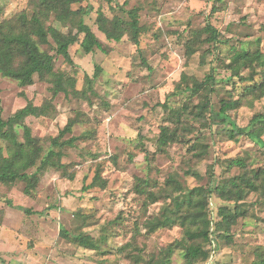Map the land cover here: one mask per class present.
Wrapping results in <instances>:
<instances>
[{"label":"rangeland","instance_id":"1","mask_svg":"<svg viewBox=\"0 0 264 264\" xmlns=\"http://www.w3.org/2000/svg\"><path fill=\"white\" fill-rule=\"evenodd\" d=\"M39 3L0 0V24L15 22L21 13L32 16ZM120 6L139 8V46L129 34L116 42L98 29L101 14L127 19ZM86 8L82 18L105 51L85 53L76 43L70 47L71 65L50 45L42 46L54 55L55 72L74 82L68 93L53 95L52 80L37 75L24 87L0 75L3 119L28 102L47 104L45 116L25 120L45 148L69 119L79 120L63 138L77 137L73 147L62 148L65 167L48 168L32 195L23 193L21 181L10 187L0 184V226L7 230L0 233V264H155L170 245L175 248L165 264H187L186 245L200 239L189 240L178 224L155 231L150 227L166 208L175 209L170 196L209 183L222 190L207 199L213 221L223 220L222 207L242 213L230 225L231 239L221 237L215 264H264V124L257 126L259 136H232L230 124L245 127L256 114H264V96L245 92L253 82L232 76L235 51L246 47L264 53V0H81L71 5L72 10ZM74 21L67 18L65 26L51 15L47 24L76 32ZM207 24L217 29L222 43L208 41L203 31ZM251 71L241 68L240 75ZM211 73L215 91L209 93L211 107L202 111L205 89L194 93L176 87L183 76L185 88ZM255 79L260 83L262 76ZM237 99L240 105L229 108V120H223L217 114L222 101ZM164 126L178 138L161 146ZM0 146L6 148V142L0 139ZM239 159L244 166L234 162ZM96 175L105 186L95 182ZM7 199L29 212L11 207ZM200 200L203 195L193 198V208ZM182 211L194 213L189 205ZM61 227L93 237L96 248L64 238Z\"/></svg>","mask_w":264,"mask_h":264},{"label":"trees","instance_id":"2","mask_svg":"<svg viewBox=\"0 0 264 264\" xmlns=\"http://www.w3.org/2000/svg\"><path fill=\"white\" fill-rule=\"evenodd\" d=\"M39 1V6L32 16L29 17L25 13H21L16 18V23L14 21H5L3 24H0V75L16 80L22 87L32 85L34 83V76L37 75L42 80H52L54 83L52 88L53 95L61 91L68 93V88L74 87V82L70 77H65L63 74L55 72V57L50 51L43 49L42 46L50 45L58 55H61L71 65H74L70 54V47L72 45L80 43L85 53H90L96 48L105 51V48L95 32L82 18V15L87 13V8L71 9L73 3L80 2L81 0ZM120 10L127 15V19L119 15L110 19L101 14L97 19L98 29L108 40L116 42H119L126 34H129L132 41L139 46V38L142 32L139 8L126 9L120 6ZM51 15L54 17V20L65 26L68 24L66 22L67 18L71 17V20H75L74 27L76 32L69 31L65 33L56 26L47 24ZM74 17H77V19ZM203 31L209 34L208 41L215 43L223 42L220 33L211 24H207ZM80 35H83L82 39H80ZM52 42L54 46L51 45ZM187 49L188 55H191L193 50L190 44ZM232 61L235 62L232 76H240V81L242 82H253V84L246 85V94L256 95L257 97L264 96V53L259 49L250 51L244 47L242 50L235 51ZM245 67H249L252 71L250 75L242 77L240 69ZM257 67L262 69L258 71L256 70ZM99 70L100 67H97V71ZM257 75L262 76L260 83H257L255 79ZM94 76L96 77L97 74ZM184 79L185 76L181 78V82L178 83L176 89L179 91H192L194 93L205 89L207 91L205 96L206 101L200 107L202 111L207 107H211L209 93L215 91L213 85L215 83L214 75L212 73L209 74L207 79L202 82L193 80L191 86L187 85L185 88H182L181 83ZM240 103L239 99L222 101L221 108L217 114L223 120H229L227 110L239 106ZM209 110L210 112L213 111L212 109ZM47 111V104L39 106L28 102L6 120L0 115V139L6 142V148L0 146V184L10 187L21 181L24 183L23 193L27 196L33 194V191L40 183L41 177L48 168L63 169L65 167L62 163L64 156L62 148L65 146L73 147L77 140L75 136L63 140L66 134L72 133L73 127L79 122L77 118L69 119L63 129L59 131V134L50 139L48 148H45L42 139L33 135L32 128L26 124L25 120L30 116H45ZM181 114V111H178L176 117L180 119ZM230 124L232 126V136L236 133L259 136L257 126L264 124V114H256L245 127H239L233 121ZM20 130H22V140L19 138ZM177 138L178 133L176 131H171L168 126H164L161 130L159 143L161 146H165L169 141L177 140ZM234 162L244 166V161L241 159ZM170 181L178 184L174 179H170ZM95 182L105 186V180L101 179L100 175L95 176ZM245 183L253 186L250 180ZM233 184L237 187L235 182ZM84 188L87 189L88 187ZM137 191L142 193L140 188H137ZM181 191L183 196H170L175 201V209L166 208L162 217H156L150 230L155 231L158 228L178 224L184 229V235L189 240L200 239L198 243L186 245L185 257L187 264H194L196 261L202 264H215L219 253L218 243H220L221 237L225 236L227 239H231L229 235L230 225L242 213L238 209L228 211L225 207H222L220 208V214L223 216V220L220 221L218 219L213 221L211 219L206 209L207 199L210 195L222 191L218 185L213 186V183H209L206 188L195 187L192 189H182ZM236 194L238 195L237 199L242 197L240 192L236 191ZM200 195L204 196V201L200 200L199 204L193 208V198ZM219 195L222 196L221 193ZM150 197L153 202L156 200L153 193L150 194ZM7 203L11 207L29 212L27 208L14 205L11 199H7ZM188 205L194 209V213L182 211V208ZM60 232L64 238L83 247L96 248L94 238L87 234H70L63 227H61ZM178 243L181 242L179 241ZM125 247L126 245L119 247L118 252H122ZM174 248V245H170L165 250L164 259L160 262H155V264H165L169 260ZM145 264H153V261H145Z\"/></svg>","mask_w":264,"mask_h":264},{"label":"crops","instance_id":"3","mask_svg":"<svg viewBox=\"0 0 264 264\" xmlns=\"http://www.w3.org/2000/svg\"><path fill=\"white\" fill-rule=\"evenodd\" d=\"M4 232H7V230L4 231V227L3 226H0V233H4Z\"/></svg>","mask_w":264,"mask_h":264}]
</instances>
